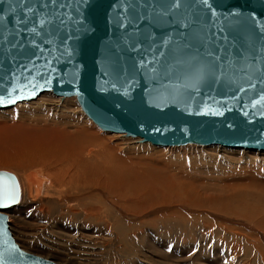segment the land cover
Wrapping results in <instances>:
<instances>
[{"label":"water","instance_id":"1","mask_svg":"<svg viewBox=\"0 0 264 264\" xmlns=\"http://www.w3.org/2000/svg\"><path fill=\"white\" fill-rule=\"evenodd\" d=\"M47 92L141 143L264 152V0H0V110ZM19 195L0 172V211ZM0 264L56 263L0 212Z\"/></svg>","mask_w":264,"mask_h":264},{"label":"rangeland","instance_id":"2","mask_svg":"<svg viewBox=\"0 0 264 264\" xmlns=\"http://www.w3.org/2000/svg\"><path fill=\"white\" fill-rule=\"evenodd\" d=\"M0 124L1 137L26 145L17 165L0 167L16 178L22 196L0 211L22 250L56 264H264V152L141 143L102 131L74 97L51 93L0 110ZM102 145L124 170V208L94 189L91 217L84 223L82 215L72 220L61 214L63 209L82 212L70 192L46 202L27 199L23 174L46 163H71L69 152L78 156L88 146ZM15 150H1L0 159L20 156ZM93 169V179H100V165ZM231 187L259 190L262 200L234 203L227 198Z\"/></svg>","mask_w":264,"mask_h":264},{"label":"bare ground","instance_id":"3","mask_svg":"<svg viewBox=\"0 0 264 264\" xmlns=\"http://www.w3.org/2000/svg\"><path fill=\"white\" fill-rule=\"evenodd\" d=\"M47 93H50V92H47ZM23 103H30V102H23ZM93 133L95 132L93 131ZM86 134H88V132H86ZM11 138L12 137L9 135H4L1 137V134H0V151L6 150V149L8 150L17 149L15 151H18L17 153L20 156L14 155L13 159H11L8 156H6L8 158H5V156L2 154L4 158L3 160L0 159L1 160L0 167L3 169L8 168L10 165H12V163L13 165H17L15 161L18 158H23V156L26 154V150L23 149L26 145L25 146L15 145L18 142V140L15 142H10ZM157 147H160V146H157ZM76 156L77 154L69 152L68 157L69 159H71V163L69 160L62 161V164L53 165L52 163L50 164L46 163L44 164V166H47V167H45L44 169H41L39 171L37 170L29 171L23 174V178L21 180V189L23 190V192L26 193L27 199L31 201H37V200L43 199L44 202H46L48 200L60 199L62 197V193L70 192L71 195L75 196L76 201L81 202L79 207L82 212L74 213L69 209H63L61 210V214L64 217L69 216L71 219L73 218L72 220H76V219L78 220L80 219L78 217L82 215V218L84 219L83 220L84 223L85 221L87 222L91 217V211L88 208V201L94 195H96V194L94 195L92 194L94 189L100 190V193H102L106 197L107 201L111 202V204L115 206H121L122 208H124L123 203L125 201V194L127 192L126 184L124 183L125 180L123 177L124 170H122V167H120L118 163L113 161L112 159L113 157H112V154L110 153V150L105 149L103 145L95 146L94 148L88 146L84 149V151H82V153H80L77 157ZM0 157H1V154H0ZM96 165H100V167L102 168V171H101V178L94 180L93 179V174H94L93 166H96ZM58 166H61V168H59L57 171L50 172V170ZM250 181L248 183H250ZM254 181L255 180H253L252 182ZM226 187L227 186L225 185L224 188ZM242 187L241 189H238L237 191L231 187L230 189L232 192L231 193L229 192L230 195L227 196V198L234 200V203H240L243 201L251 202V201H254L255 198H257L258 201L262 200V198L258 199L259 190L255 192L253 191L248 192L246 188H242ZM262 187L264 189V184ZM258 188H260V191H261L262 189L261 186ZM252 189L253 188H251V190ZM133 191H136V189L135 190L132 189V192ZM95 192L97 193V191ZM132 195H134V193H132ZM98 196H101V195L99 194ZM19 197H22V196L19 195ZM73 224L75 223L72 222V225Z\"/></svg>","mask_w":264,"mask_h":264}]
</instances>
